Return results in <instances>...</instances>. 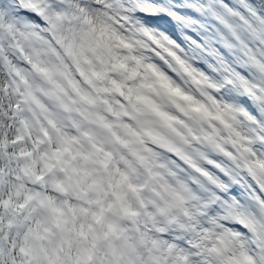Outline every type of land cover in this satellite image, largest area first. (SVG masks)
I'll list each match as a JSON object with an SVG mask.
<instances>
[{
	"label": "snow or ice",
	"instance_id": "obj_1",
	"mask_svg": "<svg viewBox=\"0 0 264 264\" xmlns=\"http://www.w3.org/2000/svg\"><path fill=\"white\" fill-rule=\"evenodd\" d=\"M0 264H264V0H0Z\"/></svg>",
	"mask_w": 264,
	"mask_h": 264
}]
</instances>
